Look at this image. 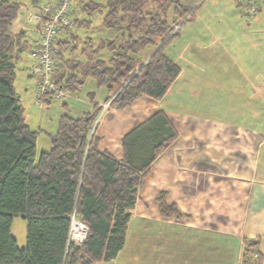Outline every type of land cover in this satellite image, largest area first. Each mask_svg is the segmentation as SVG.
<instances>
[{"label": "trees", "instance_id": "obj_1", "mask_svg": "<svg viewBox=\"0 0 264 264\" xmlns=\"http://www.w3.org/2000/svg\"><path fill=\"white\" fill-rule=\"evenodd\" d=\"M20 7V1L0 0V264L111 260L124 244L144 176L177 138V130L159 109L124 134V155L118 159L98 147L96 118L102 104L90 92L91 108L80 116H71L66 103L61 104L57 129L48 134L50 146L37 154V131L25 122L13 86L10 51L18 45V53L23 44L11 26ZM76 7L83 17H77L73 25L87 33L60 41L66 91L80 90L89 77L97 87H105V101L110 99L109 105L118 109L142 95L162 98L181 70L165 53V46L194 10L178 0H76ZM97 11L101 19L90 25L87 16ZM98 28L115 37L97 39L89 34H96ZM71 39L82 42L78 57H69L76 50ZM147 49L150 53L143 58L140 53ZM103 50L110 53L107 59L99 56ZM157 202L163 216H180L175 204L165 200L164 192ZM74 211L88 225L87 237L80 244L67 243L69 217ZM17 215L26 222L22 247L10 230ZM258 245L257 239L243 238L240 264L261 263Z\"/></svg>", "mask_w": 264, "mask_h": 264}, {"label": "crops", "instance_id": "obj_2", "mask_svg": "<svg viewBox=\"0 0 264 264\" xmlns=\"http://www.w3.org/2000/svg\"><path fill=\"white\" fill-rule=\"evenodd\" d=\"M178 1L187 6L199 2ZM222 1L232 8L230 20L208 25L206 42L195 35L188 43L196 49L192 74L181 67L160 99L142 95L122 109L102 108L97 120L98 147L118 159L124 155V134L159 109L167 114L178 135L143 178L122 248L113 259L94 264H240L245 237L259 241L260 264H264V4L246 19L241 0ZM15 20L11 28L14 34L21 28L20 43L32 40L35 33L24 21L25 15ZM76 31L66 30L62 39ZM95 37L112 39L115 34L98 28ZM144 52L140 53L143 58L150 53ZM109 54L103 50L99 56L107 59ZM208 60L210 65L213 60L224 65L226 85L230 82L243 88L240 106L234 107L233 101L238 100L233 97L225 107L201 100L199 87L218 83L207 78L211 76L208 67L198 65ZM239 61L247 65L244 72L237 67ZM233 65L241 77L233 76ZM175 86L178 94L171 97ZM187 86L192 87L194 96L190 107L184 98ZM90 92H94V100L99 97L96 102H105V87H97L87 77L78 96L68 94L63 101L53 103L57 113L53 133L63 112L61 104L66 103L71 116H80L91 108ZM172 98L176 105H171ZM49 146L40 151L36 146V153ZM161 192L168 203L175 204L179 217L161 214L157 202ZM24 245L25 241L19 246Z\"/></svg>", "mask_w": 264, "mask_h": 264}, {"label": "rangeland", "instance_id": "obj_3", "mask_svg": "<svg viewBox=\"0 0 264 264\" xmlns=\"http://www.w3.org/2000/svg\"><path fill=\"white\" fill-rule=\"evenodd\" d=\"M16 1H20L21 4V7L18 10V14L16 16V19L17 18L20 19L25 15L26 11L28 12L34 8V3L36 0H16ZM73 7L76 9L77 12L76 18L77 17L82 18L83 15L80 13V11H78V7H76V0H74ZM188 7L192 8L194 12L189 17L188 21L181 25L176 36L173 37V39H171L170 42L165 46V53L170 58H172L180 67H182L185 70L186 74H190V73L192 74V71L194 70L195 67V65L193 64V59H194L193 54L194 52H196V49L192 44L188 45V43L191 42V38L195 37V35L198 38L201 36V41L206 42L208 40V36L204 33H207L209 31L206 27L208 25L215 26L216 23L213 24V21L215 22L221 20L223 22H226L227 20H230L229 16L232 12V8H230V6H228V4L222 0H199V2L195 3L194 5H190ZM237 7L240 8V6ZM99 13L100 12L97 11L94 14L87 16L89 19H91L90 25L99 23L101 19V13L100 14ZM245 17L246 19L251 18V17H247V15H245ZM16 21L17 20H14L13 24ZM202 21H205V23H202ZM13 24L11 27L14 26ZM176 26L178 27V25ZM71 29L77 30L76 32H74V34H77L78 37L80 35H84L85 33H87V32L84 33L83 32L84 29L79 25H73ZM95 32H97V30ZM89 34L93 35L94 33H89ZM95 35L96 34H94V37ZM183 35L185 36L183 37ZM29 41L30 38H27V42ZM70 41H71L70 45H76V50L74 53L69 54V57H78L79 51L83 46L82 42H79L80 39L77 40L71 39ZM15 46H13L10 51V54L13 56L14 71H15L13 86L16 93L20 96V100H21L20 103L23 108V116L25 122H27L30 129H35L37 131L36 146L40 151L44 146L50 143L48 133L50 132L53 133V127L57 123L56 121L57 113L56 110L54 109L55 106L53 103H51L49 106L44 105V107H40L35 103L34 81L32 77L29 76L27 70V67L30 64V57L26 49H22L16 54L18 47ZM149 51L150 50H145L144 53L147 54ZM206 54L208 55L207 57H210L209 53ZM66 56H68V54H66ZM208 63L209 60L204 64L200 63L198 65H205V67H208L207 71L210 72L211 76L207 75V78L209 79V77L210 78L212 77V79L217 80L218 83L217 86H213V85L210 86L209 83H207L206 85L201 86V88L199 87V91H200L199 97L202 96L201 100H204L207 103V105L211 104V100H212V103L213 101L216 102V104L219 107H225L226 105H230L229 100L231 97H233V98H237L238 100L237 102L233 101L234 107L240 106L242 104L240 103V100L242 97L241 94L243 88L237 85H230V82H228L229 85H226L224 83L225 82L224 80L226 79L223 73V71H225L224 65H219L220 64L219 62L214 63V60L212 61L211 65ZM238 63L239 64L237 65V67L238 68L242 67V70L244 72L247 65H243L240 61ZM232 69H233L234 77H241L240 75L241 71L236 68V65H233ZM234 81H240V80H234ZM177 89L178 87L175 86L171 97H175L178 94ZM191 90L192 87L189 86H187L185 89L186 93L184 95V98L186 103L190 104L188 107L193 106L194 96L193 93L190 92ZM79 91L80 90L75 92H68V94L78 96ZM95 100H99V97L98 98L96 97ZM174 100L175 98H172L170 100L172 106L176 105ZM101 111L102 109L100 110V113L96 118V121L99 119V117H101L102 115ZM67 112H68V108H67ZM10 230H11V234H13L17 238V244L18 245L23 244V242L25 241L26 223L21 216L17 215L13 217Z\"/></svg>", "mask_w": 264, "mask_h": 264}, {"label": "built area", "instance_id": "obj_4", "mask_svg": "<svg viewBox=\"0 0 264 264\" xmlns=\"http://www.w3.org/2000/svg\"><path fill=\"white\" fill-rule=\"evenodd\" d=\"M241 2L247 17H252L264 4V0ZM73 3L74 0H36L34 8L25 14L24 21L30 24V30L35 33L32 40L23 44V48L30 57L27 70L34 81L35 103L38 106L61 102L68 95L62 79L66 69L62 66L59 55L62 35L67 28L73 26L76 19L77 12ZM109 101L110 99L102 103V108L107 107ZM87 234L88 225L75 211L72 212L67 243L80 244L85 241Z\"/></svg>", "mask_w": 264, "mask_h": 264}]
</instances>
